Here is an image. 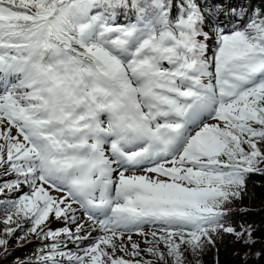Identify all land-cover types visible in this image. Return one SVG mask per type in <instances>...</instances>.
I'll return each mask as SVG.
<instances>
[{
  "label": "snow or ice",
  "instance_id": "6c2138e0",
  "mask_svg": "<svg viewBox=\"0 0 264 264\" xmlns=\"http://www.w3.org/2000/svg\"><path fill=\"white\" fill-rule=\"evenodd\" d=\"M251 174L264 8L0 0L3 255L31 237L16 264H199L224 235L255 243L231 223Z\"/></svg>",
  "mask_w": 264,
  "mask_h": 264
},
{
  "label": "trees",
  "instance_id": "16d2710c",
  "mask_svg": "<svg viewBox=\"0 0 264 264\" xmlns=\"http://www.w3.org/2000/svg\"><path fill=\"white\" fill-rule=\"evenodd\" d=\"M225 1L228 3V0ZM214 2L219 3L220 0H214ZM232 2L234 4L244 2L253 7L264 8V0H232ZM231 223L237 230L240 225L245 228L250 225L255 243L246 245L242 241L238 242L232 235H224L222 239L216 240L215 248H210L198 257L199 264H264V175H250L246 195L242 201L233 206ZM3 228L4 225L0 224V230ZM55 228H59V224H56ZM16 235L20 233L17 232ZM21 243L23 247L17 244L16 239H11L8 246L9 254L6 256L3 255V248H0V264H16L17 258L22 260L31 256L39 248L41 241L32 240L31 243ZM258 253L261 254L259 258ZM187 260L188 264H196V258L190 254Z\"/></svg>",
  "mask_w": 264,
  "mask_h": 264
},
{
  "label": "rangeland",
  "instance_id": "374dc122",
  "mask_svg": "<svg viewBox=\"0 0 264 264\" xmlns=\"http://www.w3.org/2000/svg\"><path fill=\"white\" fill-rule=\"evenodd\" d=\"M219 3H223L225 6H227V3H226L225 0H220ZM232 3H233V6L236 5V4H234V2H232ZM13 134H15V131H14V130H13ZM25 190L27 191V189H25ZM56 224H59V228L63 226L61 223L53 222L52 227H53L54 229H55V227H56ZM95 235H97V233H96V232H93V236H95ZM29 239H30V238H29ZM31 240H36V239L31 238ZM125 240H126V237H125ZM133 240L141 242V246L144 247V245H143V243H142V241H143V237H141V236H137V235H133ZM146 258H148V257H146Z\"/></svg>",
  "mask_w": 264,
  "mask_h": 264
}]
</instances>
